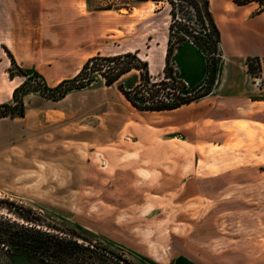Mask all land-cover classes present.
<instances>
[{
	"label": "rangeland",
	"instance_id": "374dc122",
	"mask_svg": "<svg viewBox=\"0 0 264 264\" xmlns=\"http://www.w3.org/2000/svg\"><path fill=\"white\" fill-rule=\"evenodd\" d=\"M135 1L89 0L90 7L88 0H0V105L12 104L14 90L26 80L9 78L13 67L6 49L22 71L38 72L50 88L73 79L93 57L135 51L153 79L162 80L167 6L91 10ZM226 50L228 59L217 67L218 86L234 88L245 78L249 86L260 78L264 62L243 64L232 59L227 43ZM172 63L191 93L206 92L208 62L193 45L183 44ZM139 81L138 71L112 87L99 78L58 102L27 94L24 118L0 120V199L32 209L64 237L86 238L108 254L103 264H264V145L243 130L230 149L227 139L214 145L218 134L206 128L200 153L191 146L164 149V131L151 128L164 115L133 109L118 90ZM139 127L147 143L137 142ZM180 153L182 171L148 164ZM1 215L17 221L5 211ZM0 264L32 263L1 255Z\"/></svg>",
	"mask_w": 264,
	"mask_h": 264
},
{
	"label": "trees",
	"instance_id": "16d2710c",
	"mask_svg": "<svg viewBox=\"0 0 264 264\" xmlns=\"http://www.w3.org/2000/svg\"><path fill=\"white\" fill-rule=\"evenodd\" d=\"M211 0H136L133 5H106L93 11H132L139 4L155 3L167 6L169 17V39L163 79L154 80L148 62L139 57V52L116 56L98 55L89 59L71 80H64L50 88L38 72L22 71L14 55L6 49L13 68L8 70L9 78L26 79L13 93V103L0 105V120L24 118L26 114L25 96L35 93L48 101L58 102L75 90H83L102 78L106 87H112L132 73H140L139 83L130 90L122 85L118 90L130 106L146 113H162L180 109L212 93L216 83L217 67L222 62L221 32L211 10ZM238 7L258 4L256 12H264V0H228ZM88 6L92 7L88 0ZM189 43L206 57L208 76L204 94H193L187 83L179 79L174 70L172 58L183 44ZM250 60V59H249ZM248 60V61H249ZM259 61V60H258ZM249 70H250V66ZM19 72L16 74V71ZM5 211L17 221L1 215ZM83 241L84 243H80ZM11 261L25 259L32 264H103L108 254L97 252L84 237H64L57 227L46 225L32 209L0 199V256Z\"/></svg>",
	"mask_w": 264,
	"mask_h": 264
},
{
	"label": "crops",
	"instance_id": "0c3cea01",
	"mask_svg": "<svg viewBox=\"0 0 264 264\" xmlns=\"http://www.w3.org/2000/svg\"><path fill=\"white\" fill-rule=\"evenodd\" d=\"M210 2L211 10L221 32L222 62L225 61V58L228 59L229 57L228 54H224V52H227V43L234 50V54L230 55L233 57L232 59L239 60L243 64L249 59L260 60L263 63L264 12L257 14V6L255 4L238 7L228 0H211ZM217 11H221L222 14L219 15ZM237 11L244 12L240 19L235 18ZM164 12L162 11L159 14ZM223 29H227V31L225 32ZM241 47L245 50L250 48L249 54L244 55L238 53V49ZM166 53L164 62L166 61ZM236 65L240 67L241 64ZM243 69L247 71V66L244 65ZM242 85L247 89L244 93L238 92L239 87ZM227 89L233 91L224 94ZM227 89L226 83H223L221 87L215 83L212 93L209 96L185 105L175 111L156 113L163 114L165 120L163 123L151 126L157 133L164 131L163 134L167 138L161 139L162 147L170 150L172 146L170 144H173L178 150L184 148L183 151H186L185 149L191 146L196 153H200L202 149L206 148L205 141L202 137V133L206 128H211L218 134L217 138L211 139L212 141H217L214 142V145L217 143V145L222 146L223 141L227 139L230 149L231 141L237 139L236 134L240 133V130L245 132L249 131L252 134L251 137L257 139L256 143L260 144V146L261 144L264 145V68L260 78L251 79L249 86L248 80L245 78L241 79L240 82H236L234 88L228 87ZM143 130L144 128L139 127L137 129L138 135H134L139 144L147 143L146 139L143 138ZM255 131L258 132L257 137L253 136ZM159 160L160 162L152 161L148 163L142 161V163L159 165L163 167V170L172 168L174 165L179 166V171H182L185 166V158L181 153L180 155L176 154L174 157ZM228 160L231 162L232 157H228ZM235 160L234 162H236Z\"/></svg>",
	"mask_w": 264,
	"mask_h": 264
},
{
	"label": "bare ground",
	"instance_id": "6f19581e",
	"mask_svg": "<svg viewBox=\"0 0 264 264\" xmlns=\"http://www.w3.org/2000/svg\"><path fill=\"white\" fill-rule=\"evenodd\" d=\"M123 12H126V11H123Z\"/></svg>",
	"mask_w": 264,
	"mask_h": 264
}]
</instances>
